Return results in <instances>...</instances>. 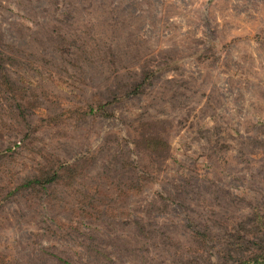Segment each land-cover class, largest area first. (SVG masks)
I'll return each instance as SVG.
<instances>
[{"label":"rangeland","instance_id":"rangeland-1","mask_svg":"<svg viewBox=\"0 0 264 264\" xmlns=\"http://www.w3.org/2000/svg\"><path fill=\"white\" fill-rule=\"evenodd\" d=\"M3 75L0 264L264 243V0H0Z\"/></svg>","mask_w":264,"mask_h":264},{"label":"trees","instance_id":"trees-1","mask_svg":"<svg viewBox=\"0 0 264 264\" xmlns=\"http://www.w3.org/2000/svg\"><path fill=\"white\" fill-rule=\"evenodd\" d=\"M3 75L0 79V86L8 89V86H13L11 81ZM61 171L64 170L63 167L60 169H56L52 172L41 171L40 175L33 176L32 178L27 180V184L25 186L36 189V188H46L49 185L54 183H58L61 179ZM47 174V175H46ZM253 245L249 247L248 251L246 250L241 257L235 259L233 264H264V243H252Z\"/></svg>","mask_w":264,"mask_h":264}]
</instances>
